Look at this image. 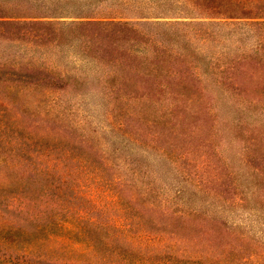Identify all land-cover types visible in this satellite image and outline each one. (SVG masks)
<instances>
[{"label":"rangeland","instance_id":"1","mask_svg":"<svg viewBox=\"0 0 264 264\" xmlns=\"http://www.w3.org/2000/svg\"><path fill=\"white\" fill-rule=\"evenodd\" d=\"M96 9L131 24L0 23V227L145 233L97 264H264V34L185 0ZM69 237L26 263L84 264Z\"/></svg>","mask_w":264,"mask_h":264},{"label":"trees","instance_id":"2","mask_svg":"<svg viewBox=\"0 0 264 264\" xmlns=\"http://www.w3.org/2000/svg\"><path fill=\"white\" fill-rule=\"evenodd\" d=\"M106 0H0V23L5 25H22L28 27L49 26L55 21L77 20L80 23L109 24V25H130V21H123L121 13L108 17H96V4ZM127 1V0H124ZM199 8L212 10V16L208 17L216 25L230 24L233 26L243 25L254 29L257 34H264V0H185ZM264 44V41L262 42ZM48 175L45 173H38ZM35 180V179H34ZM34 180L32 183H34ZM31 183V184H32ZM115 199H118L114 195ZM27 225H11L0 227V245L7 252L5 264H16L18 257L21 263H26L27 257L37 258L38 261L48 263L60 260L53 257L48 252L43 255L33 257L36 251L44 249L54 252L53 248H47L52 243H64L70 239V235L76 234L79 239V248L74 252H79L78 257H83L84 264H97L104 258V254L112 246L113 242L126 243L132 239L146 240L145 233H140L137 237L128 235L129 230L119 228L112 235L105 227H100L94 222H90L91 227L83 230L74 229L70 231L64 226V222H54L51 219L45 224L38 225L35 218H26ZM32 227L33 229H29ZM55 230V232H54ZM144 232V231H143ZM137 234V233H136ZM108 242H111L108 244ZM71 248L73 246H70ZM117 248V244L115 246ZM65 249V247H62ZM16 254L15 257L12 255ZM24 259V260H23ZM79 260V259H78ZM79 260V261H81ZM25 261V262H24ZM31 264H34L33 262ZM70 264H79L72 260Z\"/></svg>","mask_w":264,"mask_h":264}]
</instances>
